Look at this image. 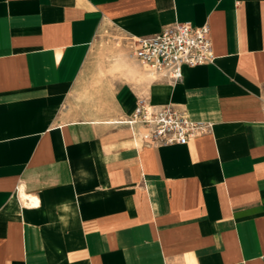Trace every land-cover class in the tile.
<instances>
[{
  "label": "crops",
  "instance_id": "obj_1",
  "mask_svg": "<svg viewBox=\"0 0 264 264\" xmlns=\"http://www.w3.org/2000/svg\"><path fill=\"white\" fill-rule=\"evenodd\" d=\"M177 21L216 58L172 81L129 39ZM108 35L136 65L104 96ZM139 98L211 128L143 144ZM0 264H264V0H0Z\"/></svg>",
  "mask_w": 264,
  "mask_h": 264
},
{
  "label": "built area",
  "instance_id": "obj_2",
  "mask_svg": "<svg viewBox=\"0 0 264 264\" xmlns=\"http://www.w3.org/2000/svg\"><path fill=\"white\" fill-rule=\"evenodd\" d=\"M131 55L152 75L179 81L184 66L213 63L216 58L211 27L177 21L151 35L129 39ZM117 122L128 125L143 144L166 146L185 144L208 131L211 123L189 118L185 109L173 104H152L139 98L134 112Z\"/></svg>",
  "mask_w": 264,
  "mask_h": 264
},
{
  "label": "rangeland",
  "instance_id": "obj_3",
  "mask_svg": "<svg viewBox=\"0 0 264 264\" xmlns=\"http://www.w3.org/2000/svg\"><path fill=\"white\" fill-rule=\"evenodd\" d=\"M119 42L114 36L109 35L100 40V46L98 49L99 59L97 64H89L88 70H93L95 72V78L87 81L86 86L88 89L91 86H95L97 83H101V77L105 78L103 80V94L107 95V91L113 88L116 83L120 82V78L123 77L128 70V63L132 66L136 65L132 62L130 57V51L125 43ZM144 70L148 72L146 68ZM114 77V78H113ZM109 78V79H108Z\"/></svg>",
  "mask_w": 264,
  "mask_h": 264
}]
</instances>
